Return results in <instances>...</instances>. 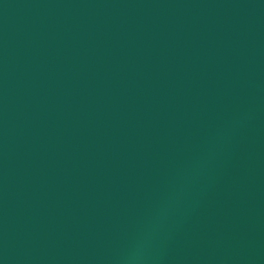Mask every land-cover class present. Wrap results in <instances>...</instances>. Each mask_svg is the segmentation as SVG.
Here are the masks:
<instances>
[{
    "label": "water",
    "instance_id": "water-1",
    "mask_svg": "<svg viewBox=\"0 0 264 264\" xmlns=\"http://www.w3.org/2000/svg\"><path fill=\"white\" fill-rule=\"evenodd\" d=\"M0 264H264V0H0Z\"/></svg>",
    "mask_w": 264,
    "mask_h": 264
}]
</instances>
